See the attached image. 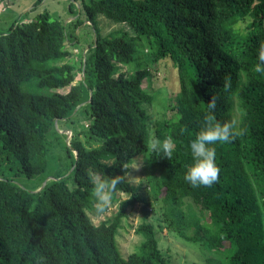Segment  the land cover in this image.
I'll return each mask as SVG.
<instances>
[{
    "label": "trees",
    "instance_id": "1",
    "mask_svg": "<svg viewBox=\"0 0 264 264\" xmlns=\"http://www.w3.org/2000/svg\"><path fill=\"white\" fill-rule=\"evenodd\" d=\"M83 2L94 37L78 66L67 45L79 42L74 31L82 20L69 31L68 23L39 13L0 32V166L18 161L16 173L29 178L52 172L34 191L0 179V264H168L149 218V193L143 197L129 180L117 186L112 199L127 197L110 218L94 224L87 215L93 174L123 175L144 152L174 210L170 226L210 252L189 264H264V71H255L264 67V0ZM98 15L134 33L103 34ZM166 58L179 84L177 117L152 126L143 82L148 63ZM212 96L215 120H236L243 134L213 145L219 181L193 188L184 179L193 163L189 145L205 126ZM169 136L170 160L148 149L153 137ZM188 198L200 212L189 219L181 209ZM137 202L143 220L134 231L143 241L122 257L115 237ZM205 213L209 221L201 223Z\"/></svg>",
    "mask_w": 264,
    "mask_h": 264
},
{
    "label": "rangeland",
    "instance_id": "2",
    "mask_svg": "<svg viewBox=\"0 0 264 264\" xmlns=\"http://www.w3.org/2000/svg\"><path fill=\"white\" fill-rule=\"evenodd\" d=\"M83 1L85 0H41L40 2H38V0H0V2L5 4V8L0 11V32H6L15 21H28L39 13H47L51 19H57L63 23H68L69 31L73 30L72 24L75 19L82 20L83 23L81 26L74 31V33L78 35L79 42L77 44L73 42L67 45L68 49L71 50L73 54V58L71 59H74L78 66L79 61L81 59L82 61L84 60V53L87 46L94 37L91 24L84 20L85 13ZM246 24L247 20L245 22L241 21L238 26L242 28L243 26L245 27ZM95 25L101 33L105 35L117 30L124 31V29L128 30L129 34L134 33L130 26L114 22L102 15H98V20L95 22ZM167 59L169 58L164 59L166 61L162 60L157 63L149 62L150 72L146 78L147 80L143 82V87H145V91L149 95V101H151V103L145 106L150 115L152 126L155 125L156 121L161 119H176L177 117L176 109L173 108V105L175 93L178 91L179 84L176 78V69L170 59ZM139 63L144 67L143 60ZM133 65L134 63L129 64L128 68H131ZM129 73L131 74L132 72ZM80 77L81 73L78 72L76 80ZM68 89L69 87H65L59 89V91L66 92ZM69 137L70 132L68 133V138ZM1 141H3L2 136H0V144ZM65 141L67 142V138H65ZM146 153L147 152H144L136 156V159L144 160L143 166L138 171L130 169L129 174L132 177H129L128 180L131 184L140 188V193L143 197L146 196L147 192L149 193V218L156 224L158 245L163 255L166 257L168 264L204 262L208 258V255H210V252L204 250L198 242L189 240L184 236V238L181 237L177 234L176 228L170 226V222L174 216V210L172 209L170 201L164 197V189L157 188V176L159 173L152 167L153 163L147 159ZM134 165L135 160H133L130 167H134ZM11 166L12 168H10ZM18 167V161L11 162L8 166H0V179H2V177L11 179L15 184L34 191L33 188L40 183L44 175L52 174L51 169H48L44 175H36L29 178L24 173H16ZM46 179L47 177L45 180ZM126 197L127 195L125 193L118 192L116 197L112 199L111 205L102 214L96 212L94 199L92 203L93 208L87 210V215L94 224L102 220H107L117 211L119 201ZM186 203L187 205L181 206V209L186 211L183 218L189 219L191 212L194 216L200 213L199 207L191 198H188ZM188 205H190L191 208ZM205 219L209 221L207 213L204 214V220H200L201 223H203ZM142 220L143 212L141 202H137L133 206L127 208V217L123 219L115 237L122 257H126L132 251H138L137 247L143 241V237L135 233L134 229ZM180 220H182V218H180ZM174 224L175 227H177L176 221ZM188 233H191L190 230ZM224 245H228V243L224 242Z\"/></svg>",
    "mask_w": 264,
    "mask_h": 264
},
{
    "label": "clouds",
    "instance_id": "3",
    "mask_svg": "<svg viewBox=\"0 0 264 264\" xmlns=\"http://www.w3.org/2000/svg\"><path fill=\"white\" fill-rule=\"evenodd\" d=\"M260 61L264 64V54L260 56ZM256 72L264 71V67L258 64ZM217 108V98L212 96L207 103L208 114L205 116V126L196 134L190 142V151L193 163L188 167L184 179L193 188L205 186L211 187L219 181L220 168L216 163L217 143H230L235 137L242 135L243 132L238 129L236 120L219 122L215 120L214 111ZM150 151H162L163 157L170 160L175 150V143L172 137H167L163 141L153 137L148 144ZM134 167H123V175H115L108 178L100 174H93L92 196L95 199V210L102 214L111 205L112 196L117 186L125 183L129 177V169L139 170L143 166V159H136Z\"/></svg>",
    "mask_w": 264,
    "mask_h": 264
},
{
    "label": "crops",
    "instance_id": "4",
    "mask_svg": "<svg viewBox=\"0 0 264 264\" xmlns=\"http://www.w3.org/2000/svg\"><path fill=\"white\" fill-rule=\"evenodd\" d=\"M5 8V4L3 2H0V11ZM28 19V18H27Z\"/></svg>",
    "mask_w": 264,
    "mask_h": 264
},
{
    "label": "water",
    "instance_id": "5",
    "mask_svg": "<svg viewBox=\"0 0 264 264\" xmlns=\"http://www.w3.org/2000/svg\"><path fill=\"white\" fill-rule=\"evenodd\" d=\"M66 133H67V136H68V133H69V132H68V131H66ZM67 141H68V137H67ZM46 180H47V179H46ZM46 180L44 181V183L46 182ZM44 183H43V185H44Z\"/></svg>",
    "mask_w": 264,
    "mask_h": 264
}]
</instances>
